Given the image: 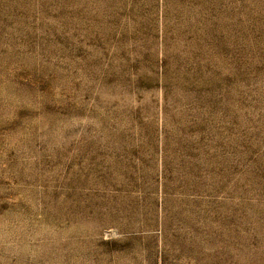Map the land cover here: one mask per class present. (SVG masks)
Returning <instances> with one entry per match:
<instances>
[{
  "label": "rangeland",
  "instance_id": "rangeland-1",
  "mask_svg": "<svg viewBox=\"0 0 264 264\" xmlns=\"http://www.w3.org/2000/svg\"><path fill=\"white\" fill-rule=\"evenodd\" d=\"M0 264H264V0H0Z\"/></svg>",
  "mask_w": 264,
  "mask_h": 264
}]
</instances>
